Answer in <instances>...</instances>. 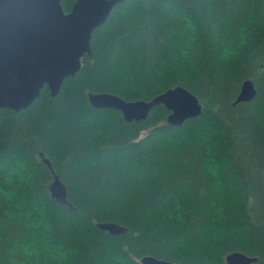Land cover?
Instances as JSON below:
<instances>
[{
  "label": "trees",
  "instance_id": "1",
  "mask_svg": "<svg viewBox=\"0 0 264 264\" xmlns=\"http://www.w3.org/2000/svg\"><path fill=\"white\" fill-rule=\"evenodd\" d=\"M91 49L57 96L45 86L0 110V264H227L234 251L264 264V0H125ZM247 78L257 95L235 103ZM176 86L203 104L182 126L164 105L127 122L88 99ZM54 173L66 203L50 195Z\"/></svg>",
  "mask_w": 264,
  "mask_h": 264
},
{
  "label": "water",
  "instance_id": "2",
  "mask_svg": "<svg viewBox=\"0 0 264 264\" xmlns=\"http://www.w3.org/2000/svg\"><path fill=\"white\" fill-rule=\"evenodd\" d=\"M125 0H78L70 12H65L62 0H0V110L15 112L31 106L41 96L45 86L52 97L57 96L65 78L75 77L82 67V58L92 54L91 38L113 8ZM257 95L254 81H243L235 103L249 102ZM96 109H116L127 122L148 118L158 105L170 113L167 121L182 126L188 119L203 112L200 99L183 86H176L150 100H126L107 92H88ZM45 163L52 168L49 159ZM53 199L67 202L66 184L54 173L49 186ZM97 226L111 234L127 231L111 222ZM257 256L234 251L226 256L227 264H254ZM141 264H176L155 255H144Z\"/></svg>",
  "mask_w": 264,
  "mask_h": 264
},
{
  "label": "rangeland",
  "instance_id": "3",
  "mask_svg": "<svg viewBox=\"0 0 264 264\" xmlns=\"http://www.w3.org/2000/svg\"><path fill=\"white\" fill-rule=\"evenodd\" d=\"M14 173L17 174L18 177L20 176V175H19L20 173H19V170H18V169H15V170H14Z\"/></svg>",
  "mask_w": 264,
  "mask_h": 264
}]
</instances>
